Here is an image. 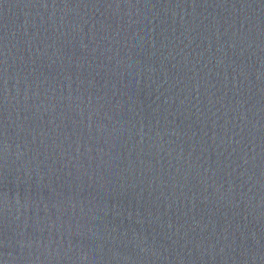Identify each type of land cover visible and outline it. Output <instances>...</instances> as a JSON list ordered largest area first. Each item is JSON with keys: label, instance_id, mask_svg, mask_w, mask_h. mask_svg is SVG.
<instances>
[{"label": "water", "instance_id": "95a60500", "mask_svg": "<svg viewBox=\"0 0 264 264\" xmlns=\"http://www.w3.org/2000/svg\"><path fill=\"white\" fill-rule=\"evenodd\" d=\"M0 264H264V0H0Z\"/></svg>", "mask_w": 264, "mask_h": 264}]
</instances>
